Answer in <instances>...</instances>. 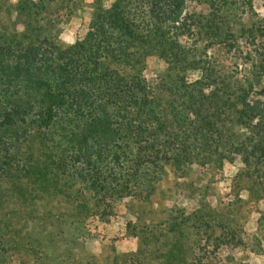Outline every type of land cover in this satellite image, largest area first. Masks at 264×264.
<instances>
[{
	"label": "trees",
	"instance_id": "trees-1",
	"mask_svg": "<svg viewBox=\"0 0 264 264\" xmlns=\"http://www.w3.org/2000/svg\"><path fill=\"white\" fill-rule=\"evenodd\" d=\"M238 1L115 0L66 48L8 38L0 46V178L17 175L12 159L38 142L39 180L69 177L105 205L148 198L170 163L237 157L250 191L264 194V18L235 31L226 7ZM190 2L207 10L191 12ZM182 35L203 51L181 44ZM146 49L169 66L158 88L165 101L143 75ZM188 68L199 77L188 79Z\"/></svg>",
	"mask_w": 264,
	"mask_h": 264
},
{
	"label": "rangeland",
	"instance_id": "rangeland-1",
	"mask_svg": "<svg viewBox=\"0 0 264 264\" xmlns=\"http://www.w3.org/2000/svg\"><path fill=\"white\" fill-rule=\"evenodd\" d=\"M114 1L0 0V46L26 34L66 48L84 37L98 8ZM251 4L226 7L235 31L264 18V0ZM188 10L207 6L190 2ZM146 13L142 7L143 19ZM180 43L203 51V43L194 47L185 35ZM151 51L140 55L143 75L165 101L170 95L158 88L169 66ZM184 70L190 80L199 77L197 69ZM40 150L38 142L22 146L11 166L20 176L0 178V264H264V194L250 191L239 157L180 168L170 163L148 198L105 205L69 177L39 180Z\"/></svg>",
	"mask_w": 264,
	"mask_h": 264
}]
</instances>
